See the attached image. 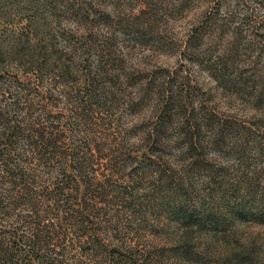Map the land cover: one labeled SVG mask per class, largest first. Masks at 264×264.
I'll use <instances>...</instances> for the list:
<instances>
[{
  "label": "rangeland",
  "instance_id": "obj_1",
  "mask_svg": "<svg viewBox=\"0 0 264 264\" xmlns=\"http://www.w3.org/2000/svg\"><path fill=\"white\" fill-rule=\"evenodd\" d=\"M0 247L264 264V0H0Z\"/></svg>",
  "mask_w": 264,
  "mask_h": 264
},
{
  "label": "trees",
  "instance_id": "obj_2",
  "mask_svg": "<svg viewBox=\"0 0 264 264\" xmlns=\"http://www.w3.org/2000/svg\"><path fill=\"white\" fill-rule=\"evenodd\" d=\"M82 163H78V162H76V171H77V173H79L80 174V171H81V167L79 166V165H81ZM0 249H1V247H0ZM8 258H9V256H8ZM7 258V262H6V264H8L9 263V259ZM2 262H4V260H3V258H0V264H3Z\"/></svg>",
  "mask_w": 264,
  "mask_h": 264
}]
</instances>
